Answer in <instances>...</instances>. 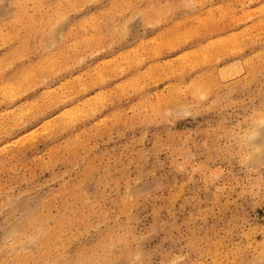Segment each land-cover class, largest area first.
Segmentation results:
<instances>
[{
    "label": "rangeland",
    "instance_id": "374dc122",
    "mask_svg": "<svg viewBox=\"0 0 264 264\" xmlns=\"http://www.w3.org/2000/svg\"><path fill=\"white\" fill-rule=\"evenodd\" d=\"M189 1L0 0V264L34 250L41 212L72 252L108 231L139 264H264V156L247 172L230 140L264 105V0Z\"/></svg>",
    "mask_w": 264,
    "mask_h": 264
},
{
    "label": "bare ground",
    "instance_id": "6f19581e",
    "mask_svg": "<svg viewBox=\"0 0 264 264\" xmlns=\"http://www.w3.org/2000/svg\"><path fill=\"white\" fill-rule=\"evenodd\" d=\"M165 1V0H164ZM191 1V0H190ZM189 1V2H190ZM209 1V0H208ZM18 2V1H17ZM20 2V1H19ZM18 2V3H19ZM86 2V1H85ZM129 2V1H128ZM182 2V1H181ZM188 2V3H189ZM198 2V1H197ZM14 3V2H13ZM185 4L187 3V0H186V2H184ZM21 4V3H20ZM127 4V3H126ZM125 3H124V6L126 5ZM13 5V4H12ZM169 5V4H168ZM186 5H188V4H186ZM190 5V4H189ZM261 5V4H260ZM18 6V5H17ZM177 6V5H176ZM193 6V5H192ZM258 6V5H257ZM262 6V5H261ZM166 8L167 7V5L165 6H163L162 8ZM183 7H185V5L183 4ZM187 7H189V6H187ZM165 8H164V10H165ZM253 8V7H252ZM171 9V8H170ZM218 9V8H217ZM9 10V9H8ZM133 10H135V9H133ZM160 10V9H159ZM163 10V9H162ZM229 10V9H228ZM108 11V10H107ZM106 11V12H107ZM137 11V10H136ZM225 11V10H224ZM60 12V11H59ZM58 12V13H59ZM121 12V11H120ZM161 12V11H160ZM168 12V11H167ZM166 12V13H167ZM202 12V11H201ZM253 12H254V10H253ZM138 13V12H137ZM140 13V12H139ZM159 13V12H158ZM190 13V12H189ZM200 13V12H199ZM235 13V12H234ZM233 13V14H234ZM242 13V12H241ZM247 13V12H246ZM10 14V13H9ZM156 14V13H155ZM244 14V13H243ZM228 15H230V13H228ZM58 16V15H57ZM57 16H54V17H57ZM64 16V15H63ZM250 16V15H249ZM235 17V16H234ZM264 17V16H263ZM53 18V17H52ZM185 16H184V18H182V19H184V21H185ZM233 18V16L231 17V19ZM240 18V17H239ZM258 18V17H257ZM95 19H97V18H95ZM259 20V19H258ZM50 21V23H52V21L51 20H49ZM49 21H48V23H49ZM260 21V20H259ZM130 22V21H129ZM179 22V21H178ZM177 22V23H178ZM46 23H47V20H46ZM54 23V22H53ZM64 23H65V20H64V22L63 23H60L58 26H60V29H61V26L62 25H64ZM127 23L128 22H125V25H124V27H128V25H127ZM158 23V22H157ZM201 23V22H200ZM203 23V22H202ZM257 23V22H256ZM259 23V22H258ZM257 23V24H258ZM260 23H262V20L260 21ZM62 24V25H61ZM84 24V23H83ZM129 24V23H128ZM55 25V24H54ZM87 25H88V23H87ZM191 25V24H190ZM252 25V24H251ZM47 26H48V24H47ZM57 25H56V28L55 27H50V25L47 27V28H44L43 30L44 31H49L50 33H48L47 34V40L48 41H42L41 43H43L45 46L47 45V44H49V45H47V46H51L52 44H53V42L54 41H52L57 35H59V31H60V29H59V27H58ZM65 26V25H64ZM92 26V25H91ZM176 26V25H175ZM175 26H172V27H174V28H176ZM189 26V25H188ZM205 26V25H204ZM260 26H261V24H260ZM46 27V26H45ZM89 27V26H88ZM244 27V26H243ZM91 28V27H90ZM121 28V27H120ZM129 28V27H128ZM128 28H126V29H128ZM242 28V27H241ZM240 28V29H241ZM254 29H256L255 27H253ZM125 29V30H126ZM130 29V28H129ZM161 29V28H160ZM177 29V28H176ZM246 29V28H245ZM169 30V29H168ZM190 30V29H189ZM253 30V29H252ZM61 31H63L62 29H61ZM123 31H124V28H123ZM122 31V32H123ZM127 31H129V30H126V32ZM247 31V30H246ZM245 31V32H246ZM121 32V34L123 35V33ZM161 32H163V31H161ZM233 32V31H232ZM159 33V32H158ZM250 33V32H249ZM254 33V32H253ZM62 34H63V32H62ZM164 34V33H163ZM183 34H185V33H183ZM228 34V33H227ZM229 34H230V32H229ZM241 34V33H240ZM251 34V33H250ZM44 35H46V33H44ZM156 35H157V33H156ZM178 35V34H177ZM207 35H209L208 33H207ZM60 36H61V34H60ZM60 36H57L58 38L60 37ZM142 36V35H141ZM151 36V35H150ZM161 36H163V35H161ZM160 36V37H161ZM239 36V35H238ZM153 37V36H152ZM158 37V36H157ZM157 37H156V39H157ZM177 37V36H176ZM219 37H221V36H219ZM248 37V36H247ZM9 38V37H8ZM149 38V37H148ZM151 38V37H150ZM192 38V37H191ZM235 38V37H234ZM214 39H216V38H214ZM219 38H217V40H218ZM226 39V38H225ZM224 39V40H225ZM230 39V38H229ZM228 39V40H229ZM241 39V38H240ZM9 40V39H8ZM56 40H58V39H56ZM153 40V39H152ZM154 40H155V38H154ZM158 40H159V38H158ZM175 40V39H174ZM212 40V39H211ZM227 40V39H226ZM227 40V41H228ZM147 41V40H146ZM168 41V40H167ZM169 41H171V40H169ZM207 41V40H206ZM209 41V40H208ZM214 41V40H213ZM219 41V40H218ZM56 42V41H55ZM54 42V43H55ZM140 42H142V40L140 39ZM223 42H225V41H223ZM69 43V42H68ZM151 43V42H150ZM207 43V42H206ZM210 43H211V41H210ZM217 43H219V42H217ZM236 43V42H235ZM42 44V45H43ZM140 44V43H139ZM143 44V43H142ZM26 45H27V43H26ZM43 45V46H44ZM212 45H214V44H212ZM234 45V44H233ZM236 45V44H235ZM153 46V45H152ZM204 46V45H203ZM48 47V48H49ZM144 47V46H143ZM151 47V46H150ZM226 47V46H225ZM45 48V47H44ZM210 48H211V46H210ZM236 48V47H235ZM239 48V47H238ZM68 49V48H67ZM127 49V48H126ZM129 49V48H128ZM144 49V48H143ZM151 49V48H150ZM152 49H153V47H152ZM131 50V48L129 49V51ZM200 50H202V48L200 49ZM200 50H199V52H200ZM224 50V49H223ZM148 51H149V49H148ZM186 51V53L187 52H189V51H187V50H185ZM195 51H198V49L197 50H195ZM194 51V52H195ZM203 51V50H202ZM211 51V50H210ZM216 51V50H215ZM150 52H152L151 50H150ZM191 52H192V50H191ZM198 52V53H199ZM208 52V51H207ZM212 52V51H211ZM260 52V51H259ZM67 53V52H66ZM126 53V52H125ZM124 53V54H125ZM182 53H184V51H182ZM205 53H206V51H205ZM227 53V52H226ZM236 53V52H235ZM55 54V53H54ZM127 54V53H126ZM185 54V53H184ZM192 54V53H191ZM203 54H204V51H203ZM215 54V53H214ZM180 55H182V54H180ZM197 55V54H196ZM6 56H8V55H6ZM123 56V55H122ZM192 56V55H191ZM190 56V57H191ZM204 55H202V57H203ZM5 57V56H4ZM184 57H186V55H184ZM184 57H182L181 56V58H183L184 59ZM190 57L189 58H187L188 60H190ZM201 57V58H202ZM209 57V56H208ZM214 57V56H213ZM6 59H7V57H5ZM78 58V57H77ZM217 58V57H216ZM246 58V57H245ZM4 59V58H3ZM182 59V60H183ZM42 60V59H41ZM203 60H205V59H203ZM54 61V60H53ZM207 61V60H206ZM243 61V60H242ZM51 62H52V60H51ZM211 62H212V60H211ZM246 62V61H245ZM184 63V62H183ZM186 63H187V61H186ZM194 63V62H193ZM38 64V63H37ZM192 64V63H191ZM197 64V63H196ZM35 65V64H34ZM236 65H237V63H236ZM187 66H188V63H187ZM193 66V65H192ZM201 66V65H200ZM229 65H227V67H228ZM34 67V66H33ZM180 67V66H179ZM234 67V66H233ZM62 68V67H61ZM5 69V68H4ZM145 70V69H144ZM5 72V71H4ZM32 72V71H31ZM147 72V71H146ZM6 73V72H5ZM27 73H28V71H27ZM26 73V74H27ZM202 73V72H201ZM200 73V75H202ZM19 74V73H18ZM31 74V73H30ZM150 74V73H149ZM208 74V73H207ZM26 76V75H25ZM22 77V76H21ZM204 77V76H203ZM19 78V77H18ZM136 78H137V76H136ZM44 79V78H43ZM214 79V78H213ZM135 81V80H134ZM209 81V80H208ZM214 82V81H213ZM16 83V82H15ZM195 83V82H194ZM210 83V82H209ZM206 84V83H205ZM19 85V84H18ZM187 85H189V84H187ZM0 88H1V91H2V93H4V94H7V93H10V92H12L13 90H12V88L13 87H15L16 86V84H14L13 82H9L8 80H3V79H0ZM127 87V86H126ZM203 88H204V86H203ZM50 89V87L48 88V90ZM81 89V88H80ZM175 89V88H174ZM178 89V88H177ZM52 90V89H51ZM124 90V89H123ZM19 91V90H18ZM43 92V91H42ZM44 94H45V92H44ZM47 94V93H46ZM158 97V96H157ZM40 98H41V95H40ZM36 100V99H35ZM35 100H33V101H35ZM63 100V99H62ZM51 101V100H50ZM31 103H33V102H31ZM36 104V103H35ZM21 105V104H20ZM20 105H18V106H20ZM65 108V107H64ZM67 108V107H66ZM27 109V108H26ZM29 109V108H28ZM69 109V108H68ZM68 109L67 110H64L63 112H66V111H68ZM70 110V109H69ZM11 111V110H10ZM27 111V110H26ZM17 112H19V111H17ZM16 112V113H17ZM69 112V111H68ZM73 111H71V113H72ZM62 113V112H61ZM70 113V114H71ZM69 114V115H70ZM71 115H73V114H71ZM81 115V114H80ZM17 116V115H16ZM75 116V115H74ZM21 117V116H20ZM19 117V118H20ZM18 118V119H19ZM66 118V117H65ZM73 118H70L69 120H72ZM20 120V119H19ZM18 120V121H19ZM0 121H2V120H0ZM44 121V120H43ZM42 121V122H43ZM71 122V121H70ZM41 123V122H40ZM98 123H100V122H98ZM3 124V123H2ZM48 124V123H47ZM19 125H21V124H19ZM40 125V124H39ZM1 126V125H0ZM10 128H11V126H10ZM46 128H44V130H45ZM31 130V129H30ZM30 130H28V131H30ZM33 131V130H32ZM25 133V132H24ZM23 133V134H24ZM33 133H35V132H33ZM32 134V133H31ZM30 134H28V136H29ZM31 139V138H30ZM23 141V140H22ZM10 142V141H9ZM18 142V141H17ZM7 143V142H6ZM5 144V143H4ZM18 144V143H17ZM21 144V143H20ZM1 146H2V144H1ZM5 148V147H4ZM3 149V148H2ZM83 169H85V167L83 168ZM89 177V176H88ZM91 177V176H90ZM128 189V188H127ZM83 190V189H82ZM81 190V191H82ZM89 192H90V190H86L85 191V196L87 197H84L83 195V197H81V196H78L77 197V201H78V203L75 205V207H71V210H83V208L88 212V210H93V206L88 202V200H89ZM83 193V192H82ZM131 193L132 192H130V191H128V193H127V195L126 196H124V197H121L118 201H119V203H120V205L122 204V205H124L125 204V202L127 203V200L128 199H130V195H131ZM39 203V202H38ZM52 205V203H51V201H49V200H45L43 203H42V205H41V207H40V210H50V206ZM122 205H121V208H122ZM36 207V206H35ZM31 209H33L34 210V206H33V208H31ZM30 209V210H31ZM32 210V211H33ZM56 210H62L61 208H58V207H56ZM122 210L125 212V213H127L128 214V212H129V210H124L123 208H122ZM66 211V210H65ZM84 211V210H83ZM31 213V212H30ZM60 213H62V212H60ZM65 215V214H64ZM56 216V215H55ZM78 216V215H77ZM60 217H63V214L60 216ZM53 219H50V216H48V215H46V213L45 212H41V214H38V215H36L35 217H33L32 218V221L37 225V227L39 228V233H41L42 234V238L39 240V241H35V242H33L34 244L32 245H30L32 248H33V246H34V250H31V249H28L27 251H24V250H26V248H28V247H23L22 249H20L19 248V250H16V249H12L11 251H9V253H11L12 254V256H11V258H12V261H15V262H18L19 264H33V263H35V264H139V259L137 258V256L140 254V249H139V247L138 246H135V247H130L129 246V243H128V241L126 240V239H124V238H122V237H119V236H110V232H108V231H106V232H103V233H101V236L98 238V241H96L95 243H90L89 245L87 244L86 246L87 247H85V248H75V250L72 252V251H69L66 247H62L61 248V246H58V242H57V240H58V238L60 237V235H59V233H60V231H59V228L60 227H58V222L60 221V218H58V220L57 221H55V222H50V221H52ZM65 221V220H64ZM50 222V223H49ZM69 222H71V224H75V222H76V220L75 219H71V221L69 220ZM82 227H83V229L84 230H87V228H88V226L89 225H91V223H90V221H89V217L87 216V213H86V215L84 216V218L83 219H81L80 220V223H79ZM17 226V225H16ZM20 226V225H19ZM18 226V227H19ZM91 227H92V225H91ZM94 229V228H93ZM19 230V229H18ZM67 230V229H66ZM15 231V230H14ZM11 232H13V231H11ZM9 236L11 235V233H9L8 234ZM78 236V235H77ZM71 237H69L68 239H70ZM264 239V238H263ZM71 240H72V238H71ZM2 242V241H1ZM190 244L192 245V246H195L196 244H197V239L196 238H193L192 240H190ZM71 243V242H70ZM118 243H121V244H123L124 246H123V249H124V256L122 257V256H119V255H117L115 252H114V247L116 246V244H118ZM259 244V243H258ZM263 245H264V240H263ZM29 246V247H30ZM66 246L67 247H69L67 244H66ZM98 247H100V249H102L101 250V252H99V254H100V257H99V255L97 254V252H96V248H98ZM261 247H262V245H261ZM22 251H24V253H22ZM201 251V250H200ZM69 252L71 253V255L69 254ZM209 252L211 253V255H212V259H213V261L215 262V263H217V264H221V261H219L218 262V260L220 259V257H221V252H219L217 249H213V250H209ZM74 253V254H73ZM177 263V261L175 262V260L173 261L172 260V262L171 261H169L168 262V264H176Z\"/></svg>",
    "mask_w": 264,
    "mask_h": 264
},
{
    "label": "clouds",
    "instance_id": "9594fccd",
    "mask_svg": "<svg viewBox=\"0 0 264 264\" xmlns=\"http://www.w3.org/2000/svg\"><path fill=\"white\" fill-rule=\"evenodd\" d=\"M65 19L64 16H57L54 23L58 25ZM230 140L232 155L240 167L247 172L255 171L254 162L264 156V105L253 110L240 131L230 132Z\"/></svg>",
    "mask_w": 264,
    "mask_h": 264
}]
</instances>
